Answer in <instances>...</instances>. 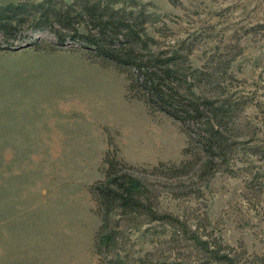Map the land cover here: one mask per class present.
I'll return each instance as SVG.
<instances>
[{
    "label": "rangeland",
    "instance_id": "374dc122",
    "mask_svg": "<svg viewBox=\"0 0 264 264\" xmlns=\"http://www.w3.org/2000/svg\"><path fill=\"white\" fill-rule=\"evenodd\" d=\"M111 1L152 49L180 51L193 91L226 103L228 155L204 167L182 123L134 95L129 69L59 44L32 12L46 0H0L28 17L17 38L0 33V264H264V0ZM107 155L165 218L114 214L106 248L94 185Z\"/></svg>",
    "mask_w": 264,
    "mask_h": 264
},
{
    "label": "trees",
    "instance_id": "16d2710c",
    "mask_svg": "<svg viewBox=\"0 0 264 264\" xmlns=\"http://www.w3.org/2000/svg\"><path fill=\"white\" fill-rule=\"evenodd\" d=\"M46 1L47 4L32 5V12L38 9L36 24L48 25L56 32L59 44L71 39L95 56L129 69L134 95L182 123L189 143L196 149L193 155L206 160L204 167L216 160H225L231 146L230 111L226 103L193 91L191 79H197V75L183 66V55L178 49H152L156 40L146 32L143 23L133 13L112 7L111 0H86L58 9L50 6L52 0ZM17 9L20 7L0 4V33L5 42L17 38L27 24L28 17L12 13ZM81 25L86 32L80 30ZM106 163V178L96 182L94 191L102 218L99 241L107 248L113 234L110 221L114 214L126 220H135L144 214L150 220H161L165 215L157 213L153 201L146 196V185L124 170L125 163L110 155L106 156Z\"/></svg>",
    "mask_w": 264,
    "mask_h": 264
}]
</instances>
